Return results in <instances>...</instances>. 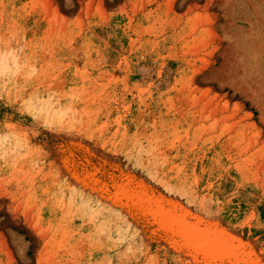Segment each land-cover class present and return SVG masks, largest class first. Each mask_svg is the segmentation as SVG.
<instances>
[{"label": "rangeland", "instance_id": "1", "mask_svg": "<svg viewBox=\"0 0 264 264\" xmlns=\"http://www.w3.org/2000/svg\"><path fill=\"white\" fill-rule=\"evenodd\" d=\"M139 193L264 264V0H0V264H200Z\"/></svg>", "mask_w": 264, "mask_h": 264}, {"label": "water", "instance_id": "2", "mask_svg": "<svg viewBox=\"0 0 264 264\" xmlns=\"http://www.w3.org/2000/svg\"><path fill=\"white\" fill-rule=\"evenodd\" d=\"M132 201L139 207L145 218L159 229L208 257L223 255L226 251L232 250L234 245H238L236 241L231 242L226 239L227 234L159 199L139 193L133 197Z\"/></svg>", "mask_w": 264, "mask_h": 264}, {"label": "bare ground", "instance_id": "3", "mask_svg": "<svg viewBox=\"0 0 264 264\" xmlns=\"http://www.w3.org/2000/svg\"><path fill=\"white\" fill-rule=\"evenodd\" d=\"M182 243L184 244V242ZM184 245L185 247L192 249V251L190 250L188 251H189L191 258L195 260V262H199V263L201 262L202 264H225V263L226 264H237V261H235L236 259L235 258L236 257L235 246L233 247L232 250L230 249L226 251V253L223 255H218L215 257H208L202 254L201 252H199L197 249L187 246L186 244Z\"/></svg>", "mask_w": 264, "mask_h": 264}]
</instances>
